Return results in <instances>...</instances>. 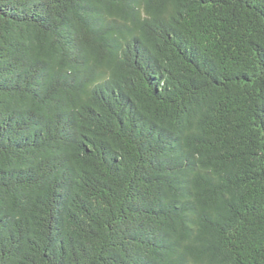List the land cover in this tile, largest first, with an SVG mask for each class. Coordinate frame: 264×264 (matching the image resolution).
Instances as JSON below:
<instances>
[{
	"label": "trees",
	"instance_id": "trees-1",
	"mask_svg": "<svg viewBox=\"0 0 264 264\" xmlns=\"http://www.w3.org/2000/svg\"><path fill=\"white\" fill-rule=\"evenodd\" d=\"M0 264H264V0H0Z\"/></svg>",
	"mask_w": 264,
	"mask_h": 264
}]
</instances>
